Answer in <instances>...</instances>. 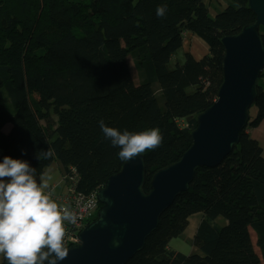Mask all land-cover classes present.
Returning <instances> with one entry per match:
<instances>
[{
	"label": "trees",
	"instance_id": "1",
	"mask_svg": "<svg viewBox=\"0 0 264 264\" xmlns=\"http://www.w3.org/2000/svg\"><path fill=\"white\" fill-rule=\"evenodd\" d=\"M224 1L211 16L204 0H0V162L27 161L38 176L57 163L89 196L126 162L98 121L121 131L159 127L162 146L141 153L151 191L153 176L189 150L196 117L217 99L222 39L256 19L248 0ZM162 4L168 10L158 18ZM190 33L209 54L198 61L188 52L181 62ZM258 84L257 113L239 145L220 166L197 170L128 264H264V149L250 133L264 122V74ZM197 214V252L185 255L170 243Z\"/></svg>",
	"mask_w": 264,
	"mask_h": 264
},
{
	"label": "water",
	"instance_id": "2",
	"mask_svg": "<svg viewBox=\"0 0 264 264\" xmlns=\"http://www.w3.org/2000/svg\"><path fill=\"white\" fill-rule=\"evenodd\" d=\"M256 19L221 43L225 50L223 83L214 104L196 117L193 144L182 158L158 171L145 190V157L126 161L98 191L101 205L94 221L58 264H128L157 230L162 215L187 192L199 168H216L239 145L251 120L264 74V0H248ZM106 225V226H105ZM119 246H113V240Z\"/></svg>",
	"mask_w": 264,
	"mask_h": 264
},
{
	"label": "clouds",
	"instance_id": "3",
	"mask_svg": "<svg viewBox=\"0 0 264 264\" xmlns=\"http://www.w3.org/2000/svg\"><path fill=\"white\" fill-rule=\"evenodd\" d=\"M167 10L166 4L157 7V17L164 18ZM98 124L104 137L119 148L121 161L163 144L159 127L134 132L109 127L102 119ZM40 153L44 158L53 154L50 148ZM37 175L27 161L4 156L0 162V254L9 264H58L69 256L64 222L75 225L78 214L52 199L46 191L49 185L41 179L38 182ZM112 243L119 246L118 239Z\"/></svg>",
	"mask_w": 264,
	"mask_h": 264
},
{
	"label": "crops",
	"instance_id": "4",
	"mask_svg": "<svg viewBox=\"0 0 264 264\" xmlns=\"http://www.w3.org/2000/svg\"><path fill=\"white\" fill-rule=\"evenodd\" d=\"M206 5L211 9V7L218 6V9H222L226 7V2L224 0H204ZM184 52V56L186 53H190L196 60H201L205 56L209 54V47L208 45L199 37L193 34H187L185 38L184 48L182 50ZM251 133V132H250ZM253 134V133H252ZM261 134V133H260ZM264 135V134H263ZM258 137V136H257ZM264 137V136H263ZM259 143L262 142V139L258 137ZM264 148V147H263ZM7 179V178H5ZM39 179L42 180V182L47 183L49 185V189L46 191H50L51 194L55 197H61L67 192V183H66V177L59 166V164L55 163L49 168L46 169V171L41 175H37V181L39 182ZM197 217L198 223L196 224V229L194 231V234L191 237H188V234L192 233L189 228L190 224L192 223V218ZM203 219V216L201 214H197L191 217L189 221V226L184 233L183 239H174L170 246L185 254V255H191L197 252L196 248L192 245V240L194 239L197 229L199 227V224L201 223ZM4 254H0V264L3 262Z\"/></svg>",
	"mask_w": 264,
	"mask_h": 264
},
{
	"label": "built area",
	"instance_id": "5",
	"mask_svg": "<svg viewBox=\"0 0 264 264\" xmlns=\"http://www.w3.org/2000/svg\"><path fill=\"white\" fill-rule=\"evenodd\" d=\"M184 36L186 37V35ZM65 177L67 192L61 197H55L52 194L51 196L59 205L69 206L70 210L78 214V222L75 225H70L67 221L64 222L65 240L70 248L79 243V236L83 229L95 220L100 204L96 193L88 196L77 192V175H65Z\"/></svg>",
	"mask_w": 264,
	"mask_h": 264
},
{
	"label": "rangeland",
	"instance_id": "6",
	"mask_svg": "<svg viewBox=\"0 0 264 264\" xmlns=\"http://www.w3.org/2000/svg\"><path fill=\"white\" fill-rule=\"evenodd\" d=\"M226 7H227V5H226ZM225 7V8H226ZM225 8H222V9H218V6L216 7V6H214V7H211V9H210V15L211 16H215V14H217V13H220V12H222ZM176 59H178L179 61H181V62H184V60H185V56H184V52L181 50L177 55H176ZM134 75H135V73H134ZM32 96L35 98V99H37V100H39L40 99V94L37 92V91H33L32 92ZM0 98H1V96H0ZM256 113H257V111H256V109L255 108H252V110H251V117H255L256 116ZM253 133V134H252ZM261 133V134H260ZM264 134V122L261 124V126L259 127V128H257V129H252L251 130V135H252V137L254 138V139H257L258 140V135L262 138V142H260V145L262 146V148L264 147V138H263V135ZM264 149V148H263ZM97 215L98 214H96V216L95 217H97ZM192 223L190 224V228H189V230L192 232V233H190V234H188V237H191L193 234H194V231H195V229H196V224L198 223V218L197 217H193L192 218Z\"/></svg>",
	"mask_w": 264,
	"mask_h": 264
},
{
	"label": "bare ground",
	"instance_id": "7",
	"mask_svg": "<svg viewBox=\"0 0 264 264\" xmlns=\"http://www.w3.org/2000/svg\"><path fill=\"white\" fill-rule=\"evenodd\" d=\"M259 138H261L259 135H258ZM264 138V137H263ZM262 139V138H261ZM257 140V139H256ZM264 141V140H263Z\"/></svg>",
	"mask_w": 264,
	"mask_h": 264
}]
</instances>
